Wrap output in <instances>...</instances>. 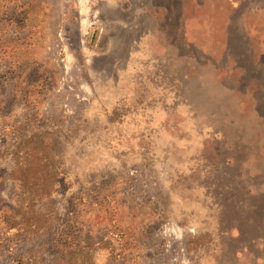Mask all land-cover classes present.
Returning <instances> with one entry per match:
<instances>
[{"label": "rangeland", "instance_id": "1", "mask_svg": "<svg viewBox=\"0 0 264 264\" xmlns=\"http://www.w3.org/2000/svg\"><path fill=\"white\" fill-rule=\"evenodd\" d=\"M0 264H264V0H0Z\"/></svg>", "mask_w": 264, "mask_h": 264}]
</instances>
